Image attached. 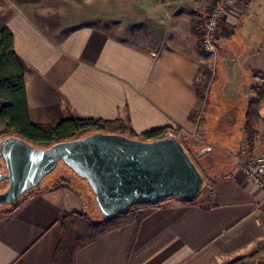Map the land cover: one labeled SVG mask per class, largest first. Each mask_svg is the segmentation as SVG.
Instances as JSON below:
<instances>
[{
	"label": "crops",
	"instance_id": "crops-1",
	"mask_svg": "<svg viewBox=\"0 0 264 264\" xmlns=\"http://www.w3.org/2000/svg\"><path fill=\"white\" fill-rule=\"evenodd\" d=\"M0 1V26L4 19L14 35L34 124L122 120L137 135L171 128L203 155L218 147L241 158L194 203L167 200L139 226L77 252L76 264H264V191L239 167L264 156V123L252 150L242 134L254 75H264V0H235L218 66V55L208 57L193 32L195 10L166 6L174 2L124 0L121 25L111 0H92L90 22L60 25L46 0ZM213 65L216 82L202 100L199 77ZM89 196L43 192L0 215V264H54L61 221L85 213Z\"/></svg>",
	"mask_w": 264,
	"mask_h": 264
},
{
	"label": "water",
	"instance_id": "water-1",
	"mask_svg": "<svg viewBox=\"0 0 264 264\" xmlns=\"http://www.w3.org/2000/svg\"><path fill=\"white\" fill-rule=\"evenodd\" d=\"M62 163L86 183L101 219L109 220L141 202L189 201L205 178L174 134L146 142L127 136L93 133L49 148L10 136L0 140V206L12 207Z\"/></svg>",
	"mask_w": 264,
	"mask_h": 264
},
{
	"label": "trees",
	"instance_id": "trees-1",
	"mask_svg": "<svg viewBox=\"0 0 264 264\" xmlns=\"http://www.w3.org/2000/svg\"><path fill=\"white\" fill-rule=\"evenodd\" d=\"M169 2L187 0H166ZM1 2V1H0ZM0 26V123L10 130L13 136L26 140L37 148H49L54 144L69 142L93 133H105L127 136L146 142L168 137L171 128L151 131L143 135L134 133L122 120L103 121L95 119H68L57 125H36L30 116L26 92V77L22 61L14 50V35L4 25ZM196 31L197 27L194 28ZM260 86L252 88L253 99L249 104L244 133L248 137L249 148L252 150L258 134L257 127L263 121L261 110L264 107V75H255ZM175 135V134H174ZM62 184L70 186V181L62 180ZM66 189L72 190L71 187ZM46 187L30 192L18 204L10 207L6 214H12L23 204L43 192L55 193ZM184 201L187 204L195 202ZM164 203L141 202L127 212L118 214L113 219L95 221L87 213L67 215L60 223L63 231L62 242L56 252L54 264H76L77 252L94 243L102 236L119 230L130 224L139 226L146 218L158 211Z\"/></svg>",
	"mask_w": 264,
	"mask_h": 264
},
{
	"label": "rangeland",
	"instance_id": "rangeland-1",
	"mask_svg": "<svg viewBox=\"0 0 264 264\" xmlns=\"http://www.w3.org/2000/svg\"><path fill=\"white\" fill-rule=\"evenodd\" d=\"M98 1L99 3H103L101 2V0H98ZM131 1L132 2L135 1V3H138L140 1L142 2L143 0H131ZM215 1L216 0H187V1L174 2V4H168L166 6L171 7L175 10H180V11H186V10L192 11L193 9L195 10V12L192 13V18H193L192 29H193L194 34L198 36L200 40V47L202 48V45H201V37L203 35L202 33H203V30L206 28V24H207L208 18L210 17ZM45 2H46V5L52 11L56 10L60 13L58 14V16H56V18H58V22L60 25L61 24L65 25V23L68 24L70 22H76V21H86V22L91 21L92 0H46ZM123 3H124V0H111V6H110L111 7L110 12H113L114 14L113 21L117 22L118 24L120 23L121 25L125 23L124 17L120 15L122 10H124L123 8H125V5H123ZM169 3H173V2H169ZM230 9L228 10L229 12H230ZM229 12H227V15H229ZM126 18H129V16H127ZM226 23H227V19L224 21L221 27L220 36L222 35V32L224 31L223 28L225 29ZM125 24H127V22ZM195 26L197 27L198 31L194 29ZM220 43L221 41L219 39L218 41L219 49L216 54L218 55L217 62H216L217 66L219 65L218 63H220L218 62L219 59H222V56H221L222 49H220L221 48ZM205 54L208 57L211 56L208 53H205ZM215 68L216 67H214L213 65L209 73L200 75L199 77L198 85L200 87V92H202L203 94L202 100L208 97V90H209L208 84L211 85L212 87L213 84L216 82V78H217L216 70L218 71V67L216 69ZM255 75H254V81L252 82V85L250 88V100L251 101L254 98L252 95V88L261 85V83L258 81ZM261 116L263 118V121L259 124V126L256 129L258 137H259V133H258L259 127L263 125L264 123V107L261 110ZM245 122H246V116H245V121H244L243 129H242L243 130L242 134H243V137L246 138V141H247L246 144L249 147L248 137L244 133ZM0 131H1L0 140L13 136L12 132L8 130L5 125H2L1 123H0ZM262 131H264V129ZM178 139L184 145V147L186 148V150L192 157L193 161L195 162L196 166L198 167V169L204 176L205 184L210 183L214 178L224 176L229 171L227 166L231 163L232 160H234L235 158L241 159L238 157V155L235 157V155L238 153V150L235 151V153L227 154L226 152L218 149V147L217 148L215 147L214 152L210 154V157H209V155H203L201 153L204 150L203 147L201 149L195 148L191 146L189 143H187V140H185V138L183 137H178ZM65 179L70 181V184H71L70 186L62 184V180H65ZM7 185L8 184H6L5 190L7 189ZM1 186H3V183H0V187ZM43 186L46 187L48 191L58 190V188H61L60 191L69 190V189H66L68 187H71L72 189H75L78 191L80 190L82 192H85L87 193V195L89 191L86 183L79 180L75 176V174H73V172H71L62 163H60V165L58 166V168L56 169L54 173H52L50 176H48L45 179ZM5 190L0 189V193L4 192ZM89 197L91 198V201L89 202V206L87 204L84 205V210H85L84 212L90 215L92 219H94L95 221L102 220L96 210L92 195ZM9 209L10 207H4V208L0 207V215H3V214L6 215Z\"/></svg>",
	"mask_w": 264,
	"mask_h": 264
},
{
	"label": "built area",
	"instance_id": "built-area-1",
	"mask_svg": "<svg viewBox=\"0 0 264 264\" xmlns=\"http://www.w3.org/2000/svg\"><path fill=\"white\" fill-rule=\"evenodd\" d=\"M235 0H216L208 18L206 28L201 37L202 49L205 53L215 56L218 52V41L224 21L227 19L228 10ZM239 167L247 180L264 191V156L250 160H240Z\"/></svg>",
	"mask_w": 264,
	"mask_h": 264
},
{
	"label": "flooded vegetation",
	"instance_id": "flooded-vegetation-1",
	"mask_svg": "<svg viewBox=\"0 0 264 264\" xmlns=\"http://www.w3.org/2000/svg\"><path fill=\"white\" fill-rule=\"evenodd\" d=\"M7 183H3V186L0 187L1 190H5ZM8 186V185H7ZM1 207V206H0ZM4 208V207H3Z\"/></svg>",
	"mask_w": 264,
	"mask_h": 264
}]
</instances>
